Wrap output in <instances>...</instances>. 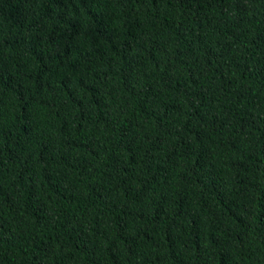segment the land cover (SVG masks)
Here are the masks:
<instances>
[{
  "label": "trees",
  "instance_id": "obj_1",
  "mask_svg": "<svg viewBox=\"0 0 264 264\" xmlns=\"http://www.w3.org/2000/svg\"><path fill=\"white\" fill-rule=\"evenodd\" d=\"M0 264H264V0H0Z\"/></svg>",
  "mask_w": 264,
  "mask_h": 264
}]
</instances>
